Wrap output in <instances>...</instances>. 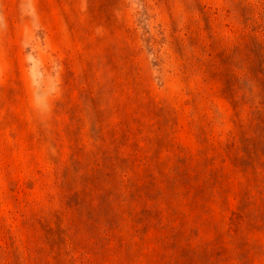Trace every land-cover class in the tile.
<instances>
[{
	"label": "rangeland",
	"instance_id": "obj_1",
	"mask_svg": "<svg viewBox=\"0 0 264 264\" xmlns=\"http://www.w3.org/2000/svg\"><path fill=\"white\" fill-rule=\"evenodd\" d=\"M0 264H264V0H0Z\"/></svg>",
	"mask_w": 264,
	"mask_h": 264
}]
</instances>
